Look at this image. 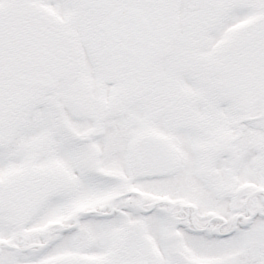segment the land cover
Wrapping results in <instances>:
<instances>
[{
  "label": "snow or ice",
  "instance_id": "6c2138e0",
  "mask_svg": "<svg viewBox=\"0 0 264 264\" xmlns=\"http://www.w3.org/2000/svg\"><path fill=\"white\" fill-rule=\"evenodd\" d=\"M0 264H264V0H0Z\"/></svg>",
  "mask_w": 264,
  "mask_h": 264
}]
</instances>
